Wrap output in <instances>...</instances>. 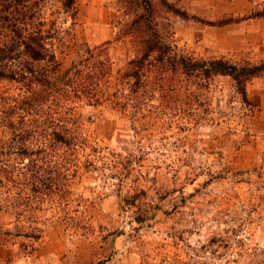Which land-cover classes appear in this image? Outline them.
Here are the masks:
<instances>
[{
  "label": "rangeland",
  "instance_id": "obj_1",
  "mask_svg": "<svg viewBox=\"0 0 264 264\" xmlns=\"http://www.w3.org/2000/svg\"><path fill=\"white\" fill-rule=\"evenodd\" d=\"M171 1L189 16L165 20L180 52L264 63V16L243 19L264 11V0ZM39 8L63 70L112 42L104 88H125L137 47L116 41L126 19L116 0H40ZM178 79L177 94L134 117L110 103L76 104L87 140L78 173L71 150L35 153V134L24 145L0 121V264H264V75L247 82L245 96L230 76ZM24 90L0 80L2 96ZM56 100L46 109L24 103L17 121L41 126L44 139Z\"/></svg>",
  "mask_w": 264,
  "mask_h": 264
},
{
  "label": "trees",
  "instance_id": "obj_2",
  "mask_svg": "<svg viewBox=\"0 0 264 264\" xmlns=\"http://www.w3.org/2000/svg\"><path fill=\"white\" fill-rule=\"evenodd\" d=\"M72 3L73 0H64L66 7ZM116 3L120 15L126 17L122 19L123 26L116 41L130 38L137 52L121 76L125 88L108 92L103 81L112 71L113 62L108 55L112 42L88 48L68 69L63 70L52 49L53 35L44 30L45 21L36 16L40 0H0V80L16 81L25 88L24 93L15 98L0 94L7 109L0 111V121L14 137H21L23 144L27 141L26 135L31 137L35 134L40 144L35 153L46 151L52 145L71 150L76 161V173L80 168L81 150L87 141L77 112L76 104L79 102L89 105L110 103L113 108L130 111L134 117L142 113L145 104L154 98L164 99L177 94L180 89L176 85L178 77H195L204 85L216 75L230 76L245 96L247 82L264 75V63L238 64L224 58L197 59L180 52L173 41L172 25L165 22L170 15L189 17L176 2L116 0ZM262 16L264 11L246 15L243 19ZM51 96L57 99V110L48 124L44 121L46 132L43 133L44 139H40L39 128L42 127L32 122L26 125L22 122L21 125L15 114L26 112L22 107L24 103L46 109ZM31 111L27 107V113ZM22 150L28 156L33 154L29 147ZM84 163L88 165L89 160ZM33 164L30 165V178L36 179L39 169L35 168L36 162ZM138 220L142 221V218Z\"/></svg>",
  "mask_w": 264,
  "mask_h": 264
}]
</instances>
